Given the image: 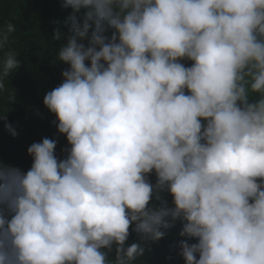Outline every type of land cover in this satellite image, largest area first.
Instances as JSON below:
<instances>
[{"label": "clouds", "instance_id": "clouds-1", "mask_svg": "<svg viewBox=\"0 0 264 264\" xmlns=\"http://www.w3.org/2000/svg\"><path fill=\"white\" fill-rule=\"evenodd\" d=\"M62 7L70 67L43 102L71 147L45 137L27 171L0 163V264H136L178 222L185 264H264V0ZM133 224L144 243L126 244Z\"/></svg>", "mask_w": 264, "mask_h": 264}, {"label": "trees", "instance_id": "trees-1", "mask_svg": "<svg viewBox=\"0 0 264 264\" xmlns=\"http://www.w3.org/2000/svg\"><path fill=\"white\" fill-rule=\"evenodd\" d=\"M72 9L63 8L62 0H0V31L9 23L15 31L9 35L7 42L0 47V70L9 53L17 55L20 67L8 77H4V88L0 89V163L10 164L27 171L33 162L28 147L43 138L57 140L56 155L63 159L70 148L66 134H60L53 123L56 115L44 105L47 92L59 86L64 77L62 72L70 65L57 60L58 50L64 43L63 38L54 39L57 29L65 35L68 26L64 23ZM111 35V31L106 33ZM185 66L193 63L185 59ZM259 94H254L258 98ZM14 97V99L9 100ZM11 123L18 135L13 136L5 127ZM58 123V121H57ZM152 183L156 182L155 172L149 175ZM173 205L170 193L161 194ZM152 203L158 204V201ZM182 225L162 229L165 236L155 242L145 244L146 251L136 264H185L180 255L179 241L187 239L179 235ZM130 227L127 245L141 242L139 235ZM195 243L193 239L189 241ZM114 258V251L110 254Z\"/></svg>", "mask_w": 264, "mask_h": 264}]
</instances>
